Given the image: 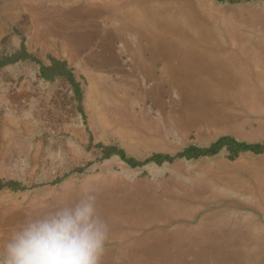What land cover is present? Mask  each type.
<instances>
[{"label": "rangeland", "instance_id": "1", "mask_svg": "<svg viewBox=\"0 0 264 264\" xmlns=\"http://www.w3.org/2000/svg\"><path fill=\"white\" fill-rule=\"evenodd\" d=\"M222 135L264 142V0H0V264H264V152L98 146Z\"/></svg>", "mask_w": 264, "mask_h": 264}, {"label": "trees", "instance_id": "2", "mask_svg": "<svg viewBox=\"0 0 264 264\" xmlns=\"http://www.w3.org/2000/svg\"><path fill=\"white\" fill-rule=\"evenodd\" d=\"M218 1L239 2V1H248V0H218ZM16 58L17 56L14 57L13 60H15ZM39 71L40 74L46 78H52L54 76H60V75L68 76V78H70L71 80L72 85L75 88V92L77 96H79L80 91H79L78 83L75 82V80L72 78L71 70L67 67L65 61L52 58L51 62L47 65L41 63L39 67ZM98 146L101 148L102 158H108L111 155L115 154L132 167L140 166L148 162L161 164L164 161L170 162L175 160L176 158L190 159V158H197L203 155H212L217 153L223 147L227 149V151H229L230 157H234L239 152L247 151V150L255 153L264 152V142L249 143L238 140L231 135H222L213 142H211L209 145L204 147H200L196 145L185 146L180 151L172 155L168 153L154 152L143 160L127 155L122 148L117 147L115 145L98 144ZM14 184H15L14 181H6V182L0 181V188L4 186L14 187ZM35 264H48V260L46 256H43Z\"/></svg>", "mask_w": 264, "mask_h": 264}, {"label": "crops", "instance_id": "3", "mask_svg": "<svg viewBox=\"0 0 264 264\" xmlns=\"http://www.w3.org/2000/svg\"><path fill=\"white\" fill-rule=\"evenodd\" d=\"M42 257H43V256H42ZM40 258H41V257H40ZM40 258H39V259H40ZM39 259H38V260H39ZM38 260H37V261H38Z\"/></svg>", "mask_w": 264, "mask_h": 264}]
</instances>
